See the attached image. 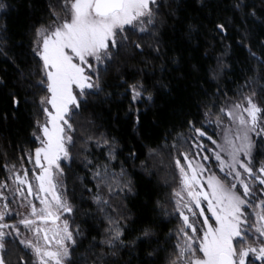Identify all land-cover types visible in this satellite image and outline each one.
<instances>
[{"label": "snow or ice", "instance_id": "obj_1", "mask_svg": "<svg viewBox=\"0 0 264 264\" xmlns=\"http://www.w3.org/2000/svg\"><path fill=\"white\" fill-rule=\"evenodd\" d=\"M195 3L201 10L212 7V0H195ZM26 6L35 8L32 0H28ZM11 8L6 0H0V13L6 16ZM185 8V0H50L44 9L47 20L30 25L31 53L37 58L36 69L30 75H38L39 79L35 85L29 82V87H38L42 93L34 99V103L44 120H36L32 137L38 141V146L27 153V159L35 166L32 179L29 178L28 169L17 171L16 165L12 164L6 165L10 173L7 180L0 182V201L3 202L0 205V264H9V237L18 239L22 250L31 251L28 258L18 257L17 264H117L114 258L122 249L130 254L143 251L144 257L139 264H157L154 258L161 251H166L167 246L171 247L167 264H264V198H261L264 197V162L256 166V156L260 154L258 147H264V102L260 99L264 86L259 91L249 86L248 93H241L239 101L219 108V113L228 118L227 126L221 129L219 141L208 134L203 121H198L190 113L173 109L174 116L183 117L180 128L184 131H178L173 125L166 131L164 143L148 149L150 157L160 155L165 148L177 153L172 158L178 171V187L171 193V214L177 216L179 224L164 238L165 247L161 246L158 222L154 217L134 218L129 215L124 217L128 222L124 225L110 218L105 239L100 243H91L78 254V249L83 247L78 237H82L83 233L79 226L72 229L68 218L62 219L64 213L74 211L66 197L64 169L61 166L62 161L72 159L71 149L75 145L72 135L74 127L70 121L82 108V101L86 104L89 95L104 91L101 71L109 73L114 70L117 73L119 86L130 94L128 112L134 114L135 125L142 123L141 109L136 107L139 102L154 104V97L158 93L171 97L175 89H171L164 79L153 78L154 82L149 84L141 69L129 82L121 67L128 60L137 58H143L141 62L146 67L153 60L161 61V72H167L165 61L179 65L184 57L169 56L166 50H173L172 44L176 40L173 33L183 19L180 13ZM233 8L243 10L246 21L256 18L264 23V15H261L264 14V0H261L259 9L245 0H236ZM249 8L253 10L247 11ZM200 27L203 25L194 28L188 24L185 30L187 39L193 38V31L199 34ZM228 31L226 23L215 22L210 32L211 39L227 38ZM247 32L245 29V34L241 35V45L248 38ZM137 33L139 35L134 40L132 36ZM261 35L264 36V33ZM145 36L148 37L147 41L144 40ZM7 43V24L0 23V45ZM259 43L264 48V39H260ZM198 47L196 45L192 51ZM248 50L251 57L264 68V58L257 57L250 47ZM0 51L3 49L0 48ZM222 55H227V48ZM217 63L216 71L219 73L229 68L223 59H218ZM190 69L192 72L198 70L196 65L191 64ZM173 78L180 81L186 76L181 72ZM259 79H264V75ZM252 83H256L255 78ZM0 84H3L2 80ZM107 95L111 96V93ZM12 104L16 108L20 106L15 94L12 95ZM205 108L204 117L208 123H213L208 119L212 115L211 108L207 105ZM154 123L159 125L160 122ZM215 123L221 126L223 117L217 114ZM173 133V143L169 145L168 138ZM204 138L215 147L209 149L203 143ZM188 140L192 141L190 147L199 152L181 151L179 145ZM97 146L107 148L110 160L116 158L115 137L102 136ZM208 151L218 162L222 176L194 161V156ZM129 155L139 159L133 151ZM200 158L210 159L208 155ZM91 164V160H86V166ZM141 168L151 175L145 163L141 164ZM106 175V167L103 170L97 168L93 179L103 180ZM124 176L125 170L121 167L122 187L119 190L135 195L134 180L131 177L124 179ZM257 184L261 187L257 188ZM108 187L111 194L112 188L110 185ZM8 191L13 196L11 201L6 194ZM17 194L24 200L29 196L39 200L40 207L32 201L22 203L21 207L30 208L29 215L9 224L6 217L13 215L11 205L15 203ZM95 200L108 204L99 196ZM257 208L260 210L255 211ZM156 209L170 215L162 201L155 202L153 211ZM249 209L253 211L249 212ZM15 215L21 214L15 212ZM38 221L41 223L38 224ZM19 225L31 231L33 238L21 239ZM101 245L104 251H96Z\"/></svg>", "mask_w": 264, "mask_h": 264}, {"label": "trees", "instance_id": "obj_2", "mask_svg": "<svg viewBox=\"0 0 264 264\" xmlns=\"http://www.w3.org/2000/svg\"><path fill=\"white\" fill-rule=\"evenodd\" d=\"M37 1L38 3L35 4L34 9L27 8L23 10L34 23L37 21L45 22L47 20V14L44 12V9L50 0ZM231 1L232 4L236 2V0ZM231 1L213 0L212 7L206 10H201L195 3L188 2L187 5L185 4L188 6L189 10H183L180 13L183 19L180 24L176 25L177 31L173 33L176 37V40L172 44L173 50H166L167 55H182L184 60L179 65H172L165 61L167 72H161V61H151V64L155 66L153 71L155 72L156 68L158 69V71H156L158 79L162 78L168 82L170 88L175 89V92L171 97L164 93L156 94L154 97L156 110L148 111V113H146L147 111H141V125L134 124L135 116L133 113L128 112L130 102L127 99H120V101L113 102L107 100L112 95H107V93L110 92L105 84L103 85L104 91L101 92L100 95H89L91 96L89 104H84L82 101V108L77 110L76 115L73 117L72 121H70L74 127L72 135L75 141L73 147V166L75 169L71 175L70 195L75 208V227L79 226L83 233L82 237H78V240L83 244V247L78 249V254L79 252H83L84 247H88L91 243H100L103 241L106 237V230L110 227V218L106 220L102 219L100 215L95 212L96 209L92 202V194L97 189V182L103 181L93 179V173L97 168L101 170H103L104 167L107 168L105 179L111 181L112 190L116 193L118 192L125 201L124 209L126 212L123 209L124 217L129 215L135 217L136 215L133 209L134 197L126 194L125 191L119 190L122 187L120 168L124 166L132 170L134 169V165L138 163V159L130 157L129 153L133 151L139 157V154L143 152L144 148L138 141L140 133L150 125L151 130L141 139L152 142L154 139L164 136L168 128H171L173 125H175L176 129L180 126L178 119L181 121L183 117L174 116L172 114L173 109L184 114L190 113L193 117L196 112L197 116L199 114L200 118L206 110L205 105L211 109L215 106L217 103L215 96L219 90H221V92H226L224 93L227 95L226 98L228 96L234 97L233 95L239 94V89L234 88L237 87L234 83L236 80H241L245 77L243 73H245L244 70L248 68V66L245 67L246 64H240V66L236 68L233 77L231 71L230 74L229 72L227 73L221 84L222 89H219V86L210 80L211 72L217 61L216 56L221 53V47L226 45L227 47L230 46L229 49L231 48V45L229 43L226 44V42L225 45L221 43L220 46L218 38L216 39V46L212 47L210 42H213V40L211 39L210 32L215 22L224 21L226 6L230 5ZM224 8L225 10H223ZM23 18V16H20L19 20H17V18L12 17L8 20V43L0 46V48L3 49V51H0V79L3 81V84H0V182L5 181L8 177L6 165L9 166L11 162H21L30 150H34V148L38 146L37 141H34L32 137V132L35 129H29L28 125L25 126V124H29L30 121L27 120V123L24 124L19 118L16 122L11 118V113L13 111L16 113V111L21 112L23 109L27 110L23 104V100L19 98L20 106L17 110H14L12 101L5 95L6 90L8 91L9 89H7V87L11 78L18 80V76L24 83V90L26 87H29V82L35 85L36 80L39 79L33 78V76L30 75V70L33 68L36 69L37 58L31 53L32 37L22 33L24 27L28 25L29 20ZM208 23L209 25L207 26ZM188 24L193 25L194 28L203 25V27L199 28V34H197L196 31L192 32L193 38L189 40L190 44H188L185 31ZM137 36L138 35L134 36L133 39H137ZM144 40L147 41L148 37L145 36ZM196 45H199L198 49L192 51V48ZM189 50L195 54V58H188L186 51L188 52ZM244 55L251 56L248 51H244ZM148 58L151 60V57ZM233 60L234 58L231 56L230 61H228L231 66L235 64ZM131 61L136 62L138 67H143L144 69L149 67H146L141 60L139 61V58ZM26 64L27 67L24 68ZM190 64L196 65L198 70L192 72ZM29 66H31L30 69ZM173 69H179V71L174 72ZM181 72L186 76L184 80L178 81L173 78ZM261 74L264 75V69ZM248 78L249 77L245 79L248 80ZM245 79H243V81H245ZM243 81H241L240 86L244 83ZM111 84L108 86L111 87ZM114 85L115 84H113V86ZM31 88L35 93L34 99L42 94L38 87ZM224 88L226 90H224ZM184 93L185 97L183 96ZM260 99L263 101V93ZM92 101L98 102L92 105ZM157 107L160 109L158 110ZM144 113H146V115ZM161 117H163V121L158 120L161 119ZM154 121H159V125L155 124ZM105 133H107L110 138L115 137L117 141V155L114 160L109 159L107 148L97 146V141H100L102 136L106 137ZM86 160H91L92 164L86 166ZM89 189H91V191H89ZM111 220L115 222L114 219ZM119 223L124 225L128 222L124 220V222ZM160 225V222H158V227ZM96 251H104L103 245L96 249ZM125 252L126 251L122 249L118 256L114 258L117 264H128L129 261H131V264H139L140 260L134 257L135 255L132 257L131 254L130 256H126ZM20 256H25V254L17 243L11 241L8 244L7 252L9 264H17V258ZM120 256L121 258L119 259Z\"/></svg>", "mask_w": 264, "mask_h": 264}, {"label": "rangeland", "instance_id": "obj_3", "mask_svg": "<svg viewBox=\"0 0 264 264\" xmlns=\"http://www.w3.org/2000/svg\"><path fill=\"white\" fill-rule=\"evenodd\" d=\"M214 1H219V0H214ZM27 2H28V0H7V4L11 5L12 8L10 11H8V14L6 16L3 15V13H0V23L8 24V20L11 19L12 17L17 18V20H19L20 16L21 17L23 16L24 17L23 19L26 18L29 20H28V25H26L24 27V30H22V33L32 37L31 32L29 30V27L31 24L34 23V21L29 17V15L27 13L24 12V10L28 8L26 6ZM32 2L34 3V5L38 3L37 0H32ZM188 2L195 3V0H185L186 5ZM245 2L250 4V5H255L256 9H259L261 7V0H245ZM234 4H235V2H233V4H232V1H231V4L226 6V10H225V8L223 9V10H225L226 15L224 17L225 18L224 21H222V22L226 23L228 25V29H229L228 36H227V38L218 37L220 46H221V43H222V45H225V42H226V44L229 43L231 45V48L229 49V47H227L226 45L224 47H221V49H220L221 53L219 52L220 54H218L216 56L217 61H216V64H215V66L211 72L210 80L213 83H215L217 86H219V89H220L221 84L223 83V80H224V78L228 72H229V74L232 72L231 75L233 77V74H235L236 68L239 67L240 64H246L245 67L248 66V68H246L244 70L245 73H243V74L245 77H243L241 80L240 79L236 80V82L234 83V85L237 86L234 88L239 89V92H238L239 94L233 95L234 97L228 96L229 98L228 97L226 98L227 95L224 94L226 92H224V91L221 92V90H219V92L216 93L215 97H216L217 103L211 109L212 115L208 118V119L212 120L213 123H208V121L206 120L204 115H201L199 118V114L197 116L196 112H195V116H194L198 121L203 120L205 127L207 128L208 134L213 135V138L217 139L218 141L220 140V133H221L222 127H225L228 124V118L226 116H224L222 113H219V108L220 107H227L229 102L239 101L241 93H243V94L248 93L249 86L252 88H255L257 91H259V88L261 86H264V79H259V77L262 75L261 72L264 68H262V66L258 63V61L256 59L252 58L250 55H244V51H246V52L248 51V53H250V51L248 50V48L250 47L251 52H255L257 57L264 58V48H262L260 46V43H259L260 39H264V36L261 35V33H264V23H261L259 20H256V18H251L250 20L246 21L244 18V11L243 10H239V11L235 10L233 8ZM184 10H189L188 6H186V8ZM252 10H253L252 8H249L247 11H252ZM261 15H264V14H261ZM252 20H256V22L253 23ZM208 25H209V23L207 24V26ZM245 29L248 30V32H247L248 38L244 41V45H246L248 47H245L244 45H241L239 43L241 35L245 34ZM136 35H139V34L137 33ZM136 35H133L132 38ZM216 41L217 40H213V42H210L212 44V47L216 46ZM188 44H190L189 40H188ZM226 48H227V55L223 56L222 54L225 52ZM186 53L188 54L189 59L195 58L194 57L195 54H193L190 50L188 52L186 51ZM231 56L234 58V60H233L235 62V64L233 65L234 67L231 66L230 63L228 62V61H230ZM142 59L143 58H139V61ZM218 59H223V61L229 65V68L224 73H219L216 71L218 68V63H217ZM241 60H242V62H241ZM150 66L147 67L146 69H144L143 67H138L136 65V62L129 60L124 65H122L121 71L126 73L125 78L128 79L129 82H131L132 77L139 70L143 69L142 75L146 74L147 81L149 84H151L154 82L153 78L158 79V75H156L157 74L156 71H158V69L156 68V70L154 72L153 71L155 68L154 64L153 65L151 64ZM26 67H27V64L24 68H26ZM30 67L31 66H29V69H30ZM34 71H35V69L33 68L32 70H30V73H32ZM116 75H117V73L114 70L110 71L109 73H105V72L101 71L102 85L105 84L106 88L109 90V92L112 95L107 100L110 102H113V101H120V99H127L130 102V94L125 93L124 88L119 86L120 82L116 79ZM32 76H33V78H39L38 75H32ZM247 77H249L248 80L245 79ZM17 78H18V80L11 78L10 82L7 80L9 82L7 89L8 88L9 89H8V91L6 90L5 95L8 96L7 98L10 101H12V95L13 94H15L18 99L21 98V100H23V104L25 105V108L27 110L23 109V111H21V112L16 111V113L13 111L11 113V118L15 122L19 118L21 121L24 122V124L27 123V120H28V121H30V123L25 124V126L28 125L29 129L30 128L35 129L36 120L39 119V120H41V122H43L44 117H43L42 113L39 111L38 106L34 103L35 93L32 90V88L26 87V89L24 90L23 89L24 83L21 81V79L18 76H17ZM137 78H139V77H137ZM253 78L256 79V83H252ZM243 79H245V81H243ZM241 81L244 82L242 84V86H240ZM109 84H111V87L108 86ZM113 84H115V85L113 86ZM246 85H248V86H246ZM14 88H16V89H14ZM29 88H31V89H29ZM150 90H152V89H150ZM224 90H226V89L224 88ZM89 91H93V90H89ZM100 94H101V92L97 95H100ZM183 96L185 97V93ZM90 97L91 96L87 97V103L88 104L90 101ZM97 102L98 101H95V102L92 101L91 103H92V105H95ZM262 102H264V93H263V101ZM155 104L156 103L154 102V104L149 105L146 102L141 101L136 105V107H139L141 109V111H147L146 113H148V111L156 110ZM157 109H158V107H157ZM14 110H17V108L14 107ZM146 113H144V114L146 115ZM186 113H187V111H186ZM217 114H219L223 117V124L219 127L215 123ZM158 120L163 121L164 119H163V117H161V119H158ZM178 123L180 125V119H178ZM149 130H151L150 125L147 126L145 128V130L142 131V133H140V135L138 136V141H139L140 145L144 148L143 152H141V154H139L138 163H136L134 165V169L130 170V169L123 166V169L125 170V176L124 177H125V179H127L128 177H131L136 184V190H135L136 194L135 195L128 194L129 196L134 197V199H135L134 203H133L134 204L133 209L135 211L136 216L135 215L134 216L135 217H137V216H152L158 222H160L161 225L158 227V232L160 233L161 246L165 247V245L163 244L164 238L167 236V234L171 230H174L179 224L177 216L175 214H171L172 209H173V202L171 200V193H172L173 189H176L178 187V185H177L178 171L175 169L172 158L174 156H176L177 153L174 150H171L170 148H165L161 152L160 155H158L156 157H150L149 153H148V149L149 148H155L158 144L164 143V141H163L164 136H160L158 139H154L152 142L144 141L141 138H143V136L145 137V134ZM177 130L178 131H184V129H181L180 126H178ZM105 134H106L105 136L108 138L109 135L107 133H105ZM174 135H175V133H173L172 136H169V138H168V144L169 145L171 143H173ZM37 143H38V141H37ZM203 143H205L209 149H212L215 147L206 138L203 139ZM191 144H192L191 140H188L187 142H181V145H179L181 147V151H189L193 154L199 152L198 149L191 148L190 147ZM258 151L260 154L256 156V166L257 167H259L260 162H264V147H258ZM71 155H72V159L70 161H62L61 166L64 169V184L66 187V197H67L68 201L71 203L74 211L71 214L64 213L62 219L64 217L68 218L70 227L72 229H75L76 228L75 223H74L75 208H74V205L72 202V197L70 195L71 175L75 169L73 166L74 165L73 147L71 149ZM202 155H208L210 157V159L209 160H202L200 158V156H202ZM194 161H198V162L204 164L206 166V168L209 169V171L215 172L217 175H221V176L223 175L222 173L219 172L218 162L215 160L211 151L203 152V153H200V155L194 156ZM142 163H145L147 165V168H148L149 172L151 173V175L146 173L141 168ZM12 164L16 165L17 171H21L22 168L28 169L29 170V178L32 179V170L34 169L35 166H34L33 162H29V160L27 159V155L24 157L23 160H21V162H17V163L11 162L9 166H11ZM120 171H121V168H120ZM9 175H10V173L8 172V176ZM7 182L9 184H11L10 180H8ZM32 183L35 186L36 182L34 179L32 180ZM98 185H99V187H98ZM108 185L111 186V181L108 179H105V178L103 179L102 182H97V189L92 194L93 206L96 209L95 212L98 213L100 215V217L104 220L111 218V219H114L115 221L124 222L123 209L125 206V201L122 199L121 195L118 192L116 193L115 191L112 190V192L110 194ZM256 187L260 188L261 186H259L257 184ZM111 188H112V186H111ZM6 194L8 195V198L10 201L13 200V196L11 194V191L6 192ZM257 195H259V193H257ZM97 196H99L102 200L108 201V204L97 203L95 200V197H97ZM261 198H264V197H261ZM158 200L162 201L164 203L165 208L167 210V213H169L170 215H165L164 212L161 211L160 209H156L155 211H153V208L155 206V202ZM28 201H32L33 203H35L37 205L38 208L40 207L39 200H35L31 196L27 197V200H24L17 194L15 197V203H13L11 205V208L13 210V215L6 217V222L9 224H14V223H17V221L22 216L29 215L30 208L21 207L22 203L27 204ZM2 203L3 202L0 201V205H2ZM256 203H259V200H256ZM259 210H260L259 208L255 209V211H259ZM124 211H125V209H124ZM252 211H253L252 209H249V212H252ZM15 212H19L21 215H15ZM253 219H255L254 216H253ZM39 223H41V222L38 221V224ZM19 227H20L21 233H22V235L20 237L21 239H23L25 237L33 238V233L31 231H29L28 229H25L23 225H19ZM8 239L17 243L18 246L21 248V250L23 249V246L19 245L18 239H14L13 237H9ZM40 243L43 244V240H41ZM173 243H174V241H173ZM22 251L25 254L24 257H26V258H28L31 255V251L29 249H24ZM125 251H126L125 252L126 256H130V253L127 250H125ZM170 253H171V247L167 246V250L161 251L159 253V256L154 258V259H156L157 264H167V258L170 255ZM132 256H134L140 260L141 258L144 257V252L143 251H135V252L131 253V257ZM120 258H121V256L119 257V259ZM122 259L126 260L125 258H122ZM257 264H259V262H257Z\"/></svg>", "mask_w": 264, "mask_h": 264}]
</instances>
